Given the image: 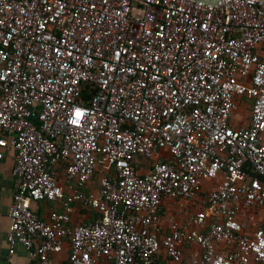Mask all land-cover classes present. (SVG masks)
Wrapping results in <instances>:
<instances>
[{
  "label": "built area",
  "instance_id": "built-area-1",
  "mask_svg": "<svg viewBox=\"0 0 264 264\" xmlns=\"http://www.w3.org/2000/svg\"><path fill=\"white\" fill-rule=\"evenodd\" d=\"M9 153L26 264H264V1L0 0Z\"/></svg>",
  "mask_w": 264,
  "mask_h": 264
},
{
  "label": "crops",
  "instance_id": "crops-1",
  "mask_svg": "<svg viewBox=\"0 0 264 264\" xmlns=\"http://www.w3.org/2000/svg\"><path fill=\"white\" fill-rule=\"evenodd\" d=\"M12 167V153H9V155L0 163V264H12V261H14V264H26L30 258L29 254L21 246H17L14 254L9 256L6 242V233L9 225L8 210L12 202V194L17 184V180L12 176ZM60 182L64 187L68 185L63 178H61ZM30 207L37 212L39 216L43 217L45 216L48 206L42 203L30 202ZM80 213L83 215V218L78 219L76 218V215L74 216L79 222H86V219L84 218H91V215L86 214L84 210ZM262 216L263 215L260 214L254 215V221H264ZM164 222L166 223V221ZM195 251V247L187 246L180 263L170 262L161 252L158 264H184L187 260H189V263L191 264V255ZM13 257L15 258L13 259Z\"/></svg>",
  "mask_w": 264,
  "mask_h": 264
},
{
  "label": "rangeland",
  "instance_id": "rangeland-1",
  "mask_svg": "<svg viewBox=\"0 0 264 264\" xmlns=\"http://www.w3.org/2000/svg\"><path fill=\"white\" fill-rule=\"evenodd\" d=\"M240 114H243L244 116H247L248 117V114H249V108L247 106H243V107H240L239 108V111L235 113V119L239 118L241 115ZM134 162L137 166H140V167H147L151 164V161L150 160H147L146 158H143L141 156H136L134 158ZM47 206H51L52 203L50 202H47L46 204ZM262 218L264 219V214L262 216ZM15 257H13L14 259ZM12 264H14V261H12ZM184 264H190L189 263V260L185 261Z\"/></svg>",
  "mask_w": 264,
  "mask_h": 264
},
{
  "label": "water",
  "instance_id": "water-1",
  "mask_svg": "<svg viewBox=\"0 0 264 264\" xmlns=\"http://www.w3.org/2000/svg\"><path fill=\"white\" fill-rule=\"evenodd\" d=\"M197 1H201L213 6H217L222 0H197ZM258 1H264V0H258Z\"/></svg>",
  "mask_w": 264,
  "mask_h": 264
},
{
  "label": "trees",
  "instance_id": "trees-1",
  "mask_svg": "<svg viewBox=\"0 0 264 264\" xmlns=\"http://www.w3.org/2000/svg\"><path fill=\"white\" fill-rule=\"evenodd\" d=\"M250 102V101H249ZM249 102H247V103H249ZM243 106H245V105H242L241 107H243ZM182 261V260H181Z\"/></svg>",
  "mask_w": 264,
  "mask_h": 264
}]
</instances>
